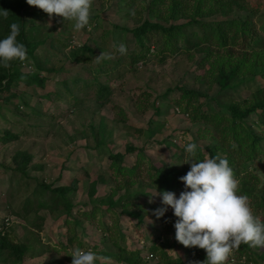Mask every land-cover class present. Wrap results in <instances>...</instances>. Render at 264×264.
<instances>
[{"label": "rangeland", "instance_id": "1", "mask_svg": "<svg viewBox=\"0 0 264 264\" xmlns=\"http://www.w3.org/2000/svg\"><path fill=\"white\" fill-rule=\"evenodd\" d=\"M163 1L158 4V0H91L89 23L81 30H74L72 21H64L54 14L36 27L33 35L42 42L35 53L40 63L51 70L52 78L40 86L14 82L10 86L15 96L12 99L0 94V232L3 243H8L0 246V264H71L73 249L88 251L94 245L99 249L98 255L109 258L98 264H120L107 253L129 257L132 264H156L146 247L157 238V242H165L167 248L164 264H176L178 260L182 263L177 264H196L193 261L197 256L193 255L197 248L175 246L174 229L154 215L152 207L158 204L160 197L144 177L146 164L162 171L179 170L185 164L181 150L184 143L213 144L209 138H199L196 132L199 128L211 129L210 126H204L201 121L191 122L184 106L175 107L174 101L183 90L214 97L223 115L232 102L240 104L260 91L264 78L260 74L246 73L233 79L229 89L218 93L217 88L206 81L208 65L199 62L208 51V42L190 39L200 44L193 48L185 41L192 32L199 37L203 35L199 25L189 24L188 10L182 12L191 0H176L180 12L167 19L160 14L165 13L171 2ZM259 1L239 0L230 10L214 5L211 14L197 18L205 23L251 19L252 4ZM149 6H155L153 15ZM33 9L37 8L33 6ZM188 9L192 12L191 7ZM144 21L165 27L182 25L183 36L172 40L173 52L164 60L148 52L145 61L130 63L129 54L138 48L131 30ZM249 23L253 31V24ZM253 23L260 38L256 45L239 42L227 52L213 46L209 61L215 60L216 53H232L235 58L250 47L260 48L264 43V34L260 33L262 15ZM151 35L147 34L146 43L154 47L159 40L154 33ZM118 43L126 46L125 54L113 47ZM81 46L91 49L90 63L77 64L68 58L70 51ZM25 67L23 63L16 69L26 73ZM98 68L107 72L98 78L110 87L105 100L96 99L90 89L79 90L80 80H93V71ZM71 79L78 81L73 83ZM64 80L66 82L62 83ZM167 90L169 93L163 98ZM191 99L188 111L196 109L197 114L213 111L209 110L210 103L204 97ZM118 110L122 113L117 114ZM245 126L263 140L258 144L259 155L253 160L238 159L242 166L236 177L237 194L246 195L237 178L254 181L257 177L255 187L250 182L245 186L247 190L252 189L250 196H246L254 216L261 221L264 212L257 211L264 203V125L252 114ZM9 134L14 138L3 142L1 138ZM130 147L143 151L146 164L138 167L134 179L131 177L140 186L135 182L123 184L127 177L117 176L110 167L109 155L114 154L124 155L118 160L120 165H135V158L125 153ZM23 158H28L25 166L21 163ZM68 186L70 189L61 200L56 189ZM114 189L117 195L112 201L132 196L126 210L140 212L144 209L145 212H140L145 214L143 223L137 224L134 219L120 214L124 199L116 203L113 212L108 210L106 202ZM184 190L183 183L179 182L173 193L178 197ZM259 198L263 201L256 204ZM40 201L45 202L43 206L39 205ZM255 205L259 206L257 211ZM166 214L173 216L170 208L163 216ZM22 246L29 247L28 252L20 257L12 254L15 247ZM248 248L258 257L254 258V263L244 256L233 258L232 252L224 264H264V247Z\"/></svg>", "mask_w": 264, "mask_h": 264}, {"label": "trees", "instance_id": "2", "mask_svg": "<svg viewBox=\"0 0 264 264\" xmlns=\"http://www.w3.org/2000/svg\"><path fill=\"white\" fill-rule=\"evenodd\" d=\"M171 3L166 9L164 14H160L165 19L171 15V17L177 16L180 12L177 9V1L176 0H169ZM239 0H191L192 3H187L186 7H184L181 11L184 12L188 10L187 16L191 18L189 24L199 25L202 29L203 35L199 37L195 35L194 32L190 34V36L186 37V43H189L191 47L197 48L200 46L198 42L190 41V39H199L201 41L208 42V51L206 55L201 57L199 60L200 63L207 64L206 69V81L209 84H213L217 88V92H222L231 87L230 82L237 78L245 75L246 73H253V75L260 74L262 78H264V43L258 49H254L250 47L249 51H246L245 54H242L239 57H233L232 53H227V55H219L216 53L215 60L213 62L209 61V57L213 54L212 48L215 46V49L221 50L223 52H227L230 50L231 46L236 44H240L239 42H246L248 44H254L260 38H258V32L254 27L253 21L255 18L260 17L262 15V24L263 27L260 30V33L264 34V0L259 1V3L252 4L253 10V17L249 18H237L234 20H228L226 23L224 21H219L217 23H205L198 21V17H203L208 14L212 13V7L214 5L222 6L223 9L230 10L233 5L236 4ZM164 3L163 0H158V4ZM150 13L153 15L155 10V6H149ZM189 7H191L192 12L189 11ZM30 9V11H29ZM154 12V13H153ZM261 13V14H260ZM52 17V16H51ZM47 14L43 13L39 9H33V6H29L25 0H0V39L6 37L9 34V25L11 23H16L20 27L19 35L16 37V40L22 43L26 49V58L23 61L18 59L12 60L9 62V66L7 68L0 67V94L4 93L8 96L7 99L15 98L14 93L10 90V86L14 82H23L27 85H42L45 80H49L52 78L51 70L47 67H44L45 63H40L39 58L36 56V49L40 45L42 41H38L33 34L37 32L36 27L39 26L41 22H47L49 18ZM24 18H26L24 20ZM249 19V21H248ZM253 24V31L250 28V23ZM183 27L182 25H173L170 24L169 26L165 27L160 23H152L149 21H144L140 26L131 30L132 37L134 39V43L138 47L134 53L129 54V58L131 60L130 63H136L138 61H145L146 55L148 52H152L153 56L158 55L157 57L164 60L166 55L170 52H173L172 49V40H176L183 36ZM153 33L158 37L159 44H154V47H151V44H147L148 41L147 34ZM151 35V37H152ZM157 43V41H156ZM256 45V44H254ZM248 46V45H247ZM68 58L72 60L74 63L81 64L83 63H90L92 51L87 46H81L77 49L70 51L68 53ZM29 60L31 64H28ZM27 62V63H26ZM25 63V68L28 71L19 72L16 67L19 64ZM105 66V65H104ZM117 65L115 63L114 68ZM113 68V69H114ZM216 71V74L214 73ZM107 74L106 70L102 69H95L93 71V80L84 79L80 80L81 87L79 90H92L95 98L99 100H105L107 95L110 92V87L108 85H103L102 82L99 81L101 74ZM44 74V76H42ZM3 81H6L2 84ZM73 83L77 82V79H71ZM66 81H62L65 83ZM169 90H167L163 94V98L167 96ZM69 94V93H68ZM194 97H204L206 101H209L210 106L209 110L212 108L213 111L210 114H197L196 109L188 111L189 107L191 106L192 99ZM214 97H208L204 95H199L192 91H182L180 98L177 101H174V105L177 108L185 107V112H189V118L192 122L201 121L204 126H210L211 129L206 128H199L196 129L199 138H209L213 141L211 146L208 145H199L195 141H190L188 143H194L196 145V153L194 156L189 157V155L185 152V146L188 144L187 142L181 147L183 158H184V165L181 169H171L169 171H162L157 169L155 166L151 164H146L144 161V155H142L141 149L136 148H128L125 153L128 152L129 155L135 158V165L128 167L123 164L120 165L119 159L124 155L121 154H114L109 155L110 167L115 172L117 176L127 177L123 180V184L132 185L134 182L140 186V184L133 180L134 176L137 175L136 171L138 167L142 164H146L145 175L144 177L148 180V184L151 188H154L158 195L160 192L163 191H170L173 192L178 183L180 182L179 177H182L189 171L190 164L187 163L188 159H194L196 161L203 160L206 158H210L213 156H218L221 158V155H224V159L228 161L230 167L233 165L236 166L235 169H232L234 177H238L240 173V168L242 166L241 161L238 159H243L242 161H251L257 155H259V142L262 139V136L258 133L252 131L250 128L245 126V121L249 118L250 115L254 114L260 120L261 124L264 125V87L260 91H256L251 95V98L248 100L242 101L240 104L233 102L230 106L225 110L226 113L223 115L220 114V109L214 103ZM214 103V105H213ZM244 104L243 106H240ZM157 114L159 111L155 110ZM122 111L118 110L117 114H121ZM158 128V127H157ZM152 133V132H151ZM14 137L9 134L7 137H2L1 140L3 142L5 140L9 141L12 140ZM28 158H23L21 163L26 165ZM141 165V166H142ZM131 177L133 179L131 180ZM117 180V178L115 177ZM240 180L241 184L244 186L242 192L245 193L247 196L252 192V189L249 187L247 190L246 184L248 182L251 183V186L255 187L257 183V177H254V181L250 179H246L245 177L237 178ZM264 181V180H263ZM255 183V184H254ZM72 184V182H71ZM70 186L56 189V194L59 196L61 200H63L64 195L69 191ZM121 187V186H118ZM124 188V185L122 186ZM264 191V189H263ZM56 195V196H57ZM117 195L116 189L113 190V193L108 197L106 205L109 211L113 212V207L116 203H121L124 199V204H121V212L120 214L134 219L137 224H141L142 218L145 214H141L140 212H145L144 209H140V212L137 211H128L126 210V205L128 206L129 198L132 196H121L124 198H118L116 201H112V198ZM57 196V197H58ZM160 197V195H159ZM263 201V199H261ZM261 200L257 201L256 204L260 203ZM45 202L40 201L39 205L43 206ZM161 198L158 200V204L152 207V210H156L162 207ZM139 206V205H138ZM68 207H70L68 205ZM259 207V206H257ZM257 207L255 205V211H257ZM261 210L257 212H264V203L259 207ZM147 213V211H146ZM176 218L169 214L162 216L159 218V221L167 222L171 228H173V223L175 222ZM264 222V219L261 220ZM174 229V228H173ZM4 238L1 237L0 232V246L3 247L8 245V243H3ZM158 238L155 241L147 246V251L150 252L153 259H155L156 264H164L165 261H162L166 257L165 250H167L165 246V242L163 244H159ZM114 246L115 243L112 242ZM173 244L178 247H184L183 245L179 244L175 240ZM177 247V248H178ZM29 247L22 246V247H15L12 251L16 257L22 256L25 252H28ZM89 250L96 252L98 247L96 245L89 248ZM234 256L233 258L240 259L242 256L246 257L248 262L254 263V258L256 257L250 249L248 245L241 244L238 248L233 250ZM196 254V259L193 261L196 264H203L206 259V254L202 249H196L193 256ZM108 256L113 257L112 259L117 263H125V264H132V261L129 257H121L120 255L116 254H109ZM151 258V256H150ZM148 259V258H146ZM145 259V261H147ZM181 260V259H180ZM124 261V262H123ZM177 263H182L181 261H176Z\"/></svg>", "mask_w": 264, "mask_h": 264}, {"label": "clouds", "instance_id": "3", "mask_svg": "<svg viewBox=\"0 0 264 264\" xmlns=\"http://www.w3.org/2000/svg\"><path fill=\"white\" fill-rule=\"evenodd\" d=\"M29 6L73 22L74 30H81L89 23L91 0H25ZM9 34L0 39V67L9 62L26 58L24 45L16 40L20 27L9 25ZM113 47L120 54L126 53L123 43ZM102 55V54H100ZM185 152L192 157L196 145L188 143ZM189 171L180 182L184 185L177 197L173 192H160L162 207L154 211L157 219L170 208L176 218L173 223L174 239L186 248L204 250L203 264H224L233 250L242 243L248 247H264V222L254 216L246 195L237 194L238 181L228 161L213 156L196 161L189 158ZM156 194V192H155ZM71 264H98L109 259L96 252L80 248L72 250Z\"/></svg>", "mask_w": 264, "mask_h": 264}]
</instances>
